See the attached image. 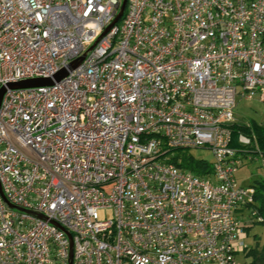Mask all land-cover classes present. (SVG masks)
<instances>
[{
	"label": "built area",
	"instance_id": "obj_1",
	"mask_svg": "<svg viewBox=\"0 0 264 264\" xmlns=\"http://www.w3.org/2000/svg\"><path fill=\"white\" fill-rule=\"evenodd\" d=\"M122 1L0 0V264H236L264 225L235 178L264 153L232 131L264 102V0H126L110 26ZM195 149L208 174L170 162Z\"/></svg>",
	"mask_w": 264,
	"mask_h": 264
},
{
	"label": "rangeland",
	"instance_id": "obj_2",
	"mask_svg": "<svg viewBox=\"0 0 264 264\" xmlns=\"http://www.w3.org/2000/svg\"><path fill=\"white\" fill-rule=\"evenodd\" d=\"M235 125L247 126L251 128L253 126L264 127V102L257 98L252 100H237V106L234 110ZM252 132V131H251ZM242 135H250L240 132ZM253 134V133H252ZM249 155L245 158H241V163L235 173V178L243 187L257 186L258 182L264 183V167L261 166L259 156L254 154L253 146L249 147ZM191 155L198 160H204L208 163L212 161L210 153L203 149L185 150L184 153ZM181 151H174L177 155ZM250 157V159H248ZM264 229V225L252 224L246 230L247 237L245 243L248 246L244 253H240L236 256V264H248L250 258L247 256L249 249L258 246V241L262 238L261 231ZM259 237V238H258Z\"/></svg>",
	"mask_w": 264,
	"mask_h": 264
},
{
	"label": "trees",
	"instance_id": "obj_3",
	"mask_svg": "<svg viewBox=\"0 0 264 264\" xmlns=\"http://www.w3.org/2000/svg\"><path fill=\"white\" fill-rule=\"evenodd\" d=\"M232 131L233 137H235L238 132L245 134L253 133L259 149L264 153V127L253 126L251 128L249 125L240 126L237 124L232 126ZM170 162L178 168L189 170L196 175H205L210 172L208 162L195 159L186 152L175 155ZM252 187L255 189L254 200L258 204L259 211L262 213L264 212V183L258 182L257 186L253 185ZM247 256L250 258L248 264H264V250L262 248L259 249L258 246L249 249Z\"/></svg>",
	"mask_w": 264,
	"mask_h": 264
},
{
	"label": "water",
	"instance_id": "obj_4",
	"mask_svg": "<svg viewBox=\"0 0 264 264\" xmlns=\"http://www.w3.org/2000/svg\"><path fill=\"white\" fill-rule=\"evenodd\" d=\"M125 2L126 0H123L122 1V4H121V7H120V10H119V13L118 15L116 16L115 20L112 22V24L110 26H112L114 23L117 22V20L120 18V16L122 15V12H123V9H124V6H125ZM110 27H108L103 34H105L108 29ZM94 45H92L89 50H91L93 48ZM81 60V59H80ZM79 60V61H80ZM78 61V62H79ZM78 63L76 64H73L72 65V68H75V66L77 65ZM66 75V72L65 71H61L60 73H58L57 75L54 76V80L58 81L60 80L62 77H64ZM52 84V81L51 79H34V80H27V81H23V82H19L15 85H10L11 88H30V87H38V86H45V85H50ZM3 94V90L0 91V99H1V96Z\"/></svg>",
	"mask_w": 264,
	"mask_h": 264
},
{
	"label": "crops",
	"instance_id": "obj_5",
	"mask_svg": "<svg viewBox=\"0 0 264 264\" xmlns=\"http://www.w3.org/2000/svg\"><path fill=\"white\" fill-rule=\"evenodd\" d=\"M261 236H262L263 239L258 241V247H259V249L262 248L264 250V229L261 231Z\"/></svg>",
	"mask_w": 264,
	"mask_h": 264
}]
</instances>
